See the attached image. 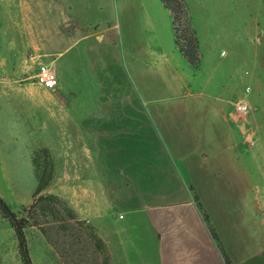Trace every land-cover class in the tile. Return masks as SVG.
Listing matches in <instances>:
<instances>
[{"label":"rangeland","instance_id":"rangeland-1","mask_svg":"<svg viewBox=\"0 0 264 264\" xmlns=\"http://www.w3.org/2000/svg\"><path fill=\"white\" fill-rule=\"evenodd\" d=\"M142 1L156 14L161 45L165 49L173 48L175 33L168 10L161 8V0ZM185 1L188 16L184 27L198 41L201 63L195 67L197 74L191 88L175 95L168 87L169 82L175 84L172 77L149 75L148 84L153 88L147 91L126 65L127 43L123 38L127 30L126 15L139 6L138 0H0V196L14 211L27 214L37 184L30 159L32 150L37 151L50 180V185L42 192L46 195V217L41 214L37 217L39 221H46V233L38 224L27 229L35 264H160L162 258V233L149 220L147 211L131 212L116 207L110 211V221L103 217L97 224L91 219L90 195H85L87 199L79 203L80 192L83 199L87 190L78 188L76 182L89 180L86 176H89L90 145L83 142L84 137H74V106L83 111L103 106L136 107L144 111L153 106L185 107L188 112L180 115V120L195 123L208 120L206 115L191 114L189 111L193 108L211 107L214 112L219 105L226 113L233 111V119L228 115V122L241 125L246 139L240 149L245 154L251 149L249 155L252 152L257 156V164L247 162L252 170L250 181L243 180L245 168L240 174L236 171L237 181H241L242 189L258 191L264 207V60L257 61L261 54L264 56V36L261 33L258 42L255 35L257 16L262 15L264 0ZM69 20H75L76 24L65 31L62 24ZM259 21L263 26V18ZM103 29L116 36L117 42L103 39ZM113 52L118 57L112 58ZM177 57L178 52L174 62ZM41 61L60 78L59 87L54 91L35 81ZM235 68L237 72L233 77ZM247 86L252 89L249 94ZM240 99L252 104L250 112H236L234 103ZM83 116L89 115L84 113ZM161 136L163 147L174 157L178 175L190 187L194 180L188 177L191 170L185 168L179 155H173L171 150L175 147L169 144L164 130L157 131V137ZM76 139L82 140L83 145L77 144L80 142ZM186 148L190 152L194 150L189 159L198 156L204 165H211L213 172L218 170L216 160L204 154V147ZM80 171L84 174L82 180L75 178V173ZM150 174L153 189L154 186L159 189L161 182L155 184L154 177L158 173ZM215 178L221 180L218 173ZM143 183L141 185L145 186L139 190H132L146 198L145 204L155 193L152 189L148 193L141 192L148 186L147 181ZM217 188L209 189L207 197L211 203L217 204ZM191 191L206 233L222 253L219 246L223 243L216 225L221 211L208 209L195 185ZM176 196L165 193L162 198L171 201ZM198 202L208 215L216 238ZM74 207L79 208L78 213ZM120 214L123 219L118 217ZM0 264H22L15 231L1 214Z\"/></svg>","mask_w":264,"mask_h":264},{"label":"crops","instance_id":"crops-1","mask_svg":"<svg viewBox=\"0 0 264 264\" xmlns=\"http://www.w3.org/2000/svg\"><path fill=\"white\" fill-rule=\"evenodd\" d=\"M138 1L139 6L130 9L126 15L127 30L123 33L124 42L127 43L126 65L145 90L153 88L148 84V78L157 73L163 77H172L175 84H171L168 78L169 89L174 90L175 95L181 94L191 88L197 70L180 52L176 43L174 49H165L161 45L156 14L151 12L144 1ZM184 2L186 4L185 0ZM162 7L164 5L161 1ZM168 12L172 19L171 12ZM261 12L262 15L257 16L256 21L255 35L258 42L259 35L262 33L264 36V6ZM262 18L263 26H260L259 20ZM112 28L113 26L110 27ZM101 31L103 39L106 37L109 42H117V37L110 34L108 29ZM177 52L178 60L174 62ZM223 54L224 51L221 52ZM262 55L257 61L264 60ZM114 56L118 57L117 53L113 52L112 58ZM232 72L231 75L236 76L237 68ZM74 96L77 98V93ZM73 110L76 127L74 137H84L83 142L90 145L89 176H86L89 180L76 183L81 190H87L83 193V199L82 191L80 192L79 203L87 199L84 198L85 195H90L89 208L93 222L98 224L103 217L110 219V211L116 207L131 212L144 210L152 224L162 233L160 264H225L222 253L206 233L197 206L192 200L190 192L195 185L203 195L207 208L221 211L217 215L216 225L222 246L233 264H264V207L260 204L258 191L254 193L253 189H242L236 173L238 171L240 174L242 168H245V175L242 177L244 182H249L252 170L248 168L247 162L257 164V156L252 152L249 155L251 149L247 154L240 149L246 139L241 125L228 122V115L233 119V111L226 113L225 108L219 105L215 106L214 112L211 107L204 110L193 108L189 111L191 114L206 115L208 120L206 123H195L180 120V115L188 112L185 107L153 106L144 111L143 108L136 107L103 106L83 111L74 106ZM84 113L89 116L84 117ZM163 130L171 147H175L171 150L173 155H179L178 158L185 162V168L191 170L188 177L194 180L190 187L178 175L174 157L163 147L162 136L157 137V131ZM77 141L80 142H76L77 144H82V140ZM197 145L204 147V154L208 153L213 161L216 160L218 170L215 173L211 170V165H204L203 159L198 156L189 159L194 150L192 148L193 151L190 152L186 147ZM247 155L250 159H247ZM30 159L32 161V157ZM152 171L158 173L154 177L155 184L161 182L159 189L152 187ZM216 173L221 178L220 181L215 178ZM75 174V178H84L82 171ZM145 181L148 186L141 192L148 193L152 189L155 195H151L152 198L144 204L143 200L146 198L137 190L145 186L141 185ZM37 185L38 180L36 187ZM216 187L217 204L211 203L207 197L209 189ZM132 188L137 190L133 191ZM164 192L177 195V198L165 201L166 198H162ZM84 203L87 204L85 201ZM74 210L78 213L79 208L74 207ZM118 217L124 218L123 214Z\"/></svg>","mask_w":264,"mask_h":264},{"label":"trees","instance_id":"trees-1","mask_svg":"<svg viewBox=\"0 0 264 264\" xmlns=\"http://www.w3.org/2000/svg\"><path fill=\"white\" fill-rule=\"evenodd\" d=\"M161 1L164 7L171 12L175 33V42L180 52L194 67H198L200 62L198 41L191 37L190 33L188 32L189 29L187 27H184L186 25L185 18L188 16V9L185 2L183 0ZM36 153L37 151L34 150L32 154V162L38 180V185L34 192V201L27 208V214L20 215L18 212L14 211L11 208V206L2 196H0V214L9 221L15 231L18 243V251L22 264H35L30 252L27 229L32 225L38 224L44 230V233H46V221H39L37 217L39 216V214L45 215L44 217H46V205H44V202L46 201V195L42 194V192L46 190V188L50 185V180L46 177V167L42 165ZM198 207L204 217V220L209 226L208 215L203 212V208L200 206L199 202ZM31 219L34 220V223ZM209 228L212 232L213 237L216 238L217 234L214 232V229L211 226H209ZM219 248L222 251V256L224 258L225 264H233L232 260L225 252L223 246L220 245Z\"/></svg>","mask_w":264,"mask_h":264},{"label":"built area","instance_id":"built-area-1","mask_svg":"<svg viewBox=\"0 0 264 264\" xmlns=\"http://www.w3.org/2000/svg\"><path fill=\"white\" fill-rule=\"evenodd\" d=\"M35 81L38 85L48 90L54 91L59 87L58 75L55 71L44 61L39 63L37 73L35 74ZM252 89L250 86L246 87V93H251ZM235 110L238 113H248L251 111L252 104L247 100H238L234 103ZM122 217V215H121Z\"/></svg>","mask_w":264,"mask_h":264},{"label":"water","instance_id":"water-1","mask_svg":"<svg viewBox=\"0 0 264 264\" xmlns=\"http://www.w3.org/2000/svg\"><path fill=\"white\" fill-rule=\"evenodd\" d=\"M76 24V21L75 20H69V21H66L62 24V28L65 30V31H69L71 29H73L74 25Z\"/></svg>","mask_w":264,"mask_h":264}]
</instances>
